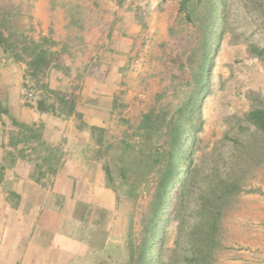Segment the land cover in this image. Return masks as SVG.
Wrapping results in <instances>:
<instances>
[{
    "label": "rangeland",
    "instance_id": "rangeland-1",
    "mask_svg": "<svg viewBox=\"0 0 264 264\" xmlns=\"http://www.w3.org/2000/svg\"><path fill=\"white\" fill-rule=\"evenodd\" d=\"M38 1L0 0V106L71 120L75 165L111 192V210L104 194L81 208L80 264H146L144 242L147 264H264V141L246 122L264 108V0H227L226 17L219 0ZM98 113L105 127L88 123ZM43 131L1 115L5 164L54 172L70 152ZM173 153L186 208L152 225ZM212 193L215 243L198 253L191 210Z\"/></svg>",
    "mask_w": 264,
    "mask_h": 264
},
{
    "label": "crops",
    "instance_id": "crops-1",
    "mask_svg": "<svg viewBox=\"0 0 264 264\" xmlns=\"http://www.w3.org/2000/svg\"><path fill=\"white\" fill-rule=\"evenodd\" d=\"M42 3L38 1L36 12L44 9ZM9 114L15 122L24 125L42 121L44 141L70 154L51 173L15 154L10 155L8 166L5 164L6 138L0 134V264H80L84 257L81 249H86L82 245L86 237L80 235L86 233L81 229V208L87 209L90 202L100 206L104 194L108 200H104V207L109 211L112 194L92 180L98 171L89 176L75 165L72 151L78 130L71 120L52 118L26 107L16 110L9 106ZM104 114L98 113L95 122L88 120V123L105 127L109 118Z\"/></svg>",
    "mask_w": 264,
    "mask_h": 264
},
{
    "label": "trees",
    "instance_id": "trees-1",
    "mask_svg": "<svg viewBox=\"0 0 264 264\" xmlns=\"http://www.w3.org/2000/svg\"><path fill=\"white\" fill-rule=\"evenodd\" d=\"M220 3L223 4L224 8V16L226 17L228 6H227V0H219ZM258 55L259 53L256 52ZM37 110L40 112H45L46 108L43 106L42 103L38 102L37 104ZM74 108L70 107V114L73 113ZM1 115H8V109L1 108L0 106V121H1ZM181 119H185L183 114L177 116L175 123L172 127V132L176 134V136L172 137L173 142L170 144L172 148L176 149L182 138L185 134L184 132H180L181 125L180 121ZM15 122V121H14ZM246 122L251 125L254 129L258 130L262 135L261 140L264 141V108H254L252 109L246 116ZM31 131V128L29 129ZM260 141V140H259ZM16 146V145H15ZM172 152V151H171ZM177 154V153H176ZM176 156L174 153L170 155L169 160L165 163L164 169L160 171V181L158 183L159 191L156 196L157 202H156V209L154 211V214L152 215L151 224H155L156 220L159 219L162 215H165L164 222H168L170 220L171 214L179 215V213L186 208V197L187 190L182 189L183 185L178 187L175 184L176 181V172H177V162H176ZM191 173V171L187 170L186 175L188 176ZM185 175V176H186ZM212 197H200L197 201V206L191 210V213H195L200 217V220L196 222L197 224L189 230L187 235L192 234H198L197 239V245L195 243V249L197 247L198 253L206 252V246L207 244L209 246L213 245L215 243V236L217 234L218 230V210H219V199H214L215 195L212 193ZM170 204V209L163 211V208H165V204ZM173 215V216H174ZM145 242L143 244L141 257L146 264L148 263V251L151 249L148 247V245L144 246Z\"/></svg>",
    "mask_w": 264,
    "mask_h": 264
}]
</instances>
